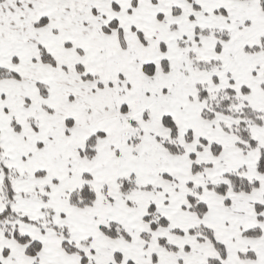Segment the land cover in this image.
<instances>
[{"label":"snow or ice","instance_id":"obj_1","mask_svg":"<svg viewBox=\"0 0 264 264\" xmlns=\"http://www.w3.org/2000/svg\"><path fill=\"white\" fill-rule=\"evenodd\" d=\"M0 264H264V0H0Z\"/></svg>","mask_w":264,"mask_h":264}]
</instances>
